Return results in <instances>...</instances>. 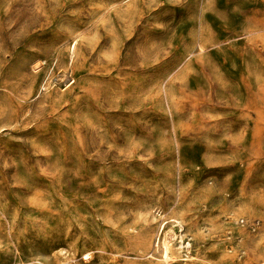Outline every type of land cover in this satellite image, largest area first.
<instances>
[{"label": "rangeland", "instance_id": "obj_1", "mask_svg": "<svg viewBox=\"0 0 264 264\" xmlns=\"http://www.w3.org/2000/svg\"><path fill=\"white\" fill-rule=\"evenodd\" d=\"M0 264H264V0H0Z\"/></svg>", "mask_w": 264, "mask_h": 264}, {"label": "bare ground", "instance_id": "obj_2", "mask_svg": "<svg viewBox=\"0 0 264 264\" xmlns=\"http://www.w3.org/2000/svg\"><path fill=\"white\" fill-rule=\"evenodd\" d=\"M156 215H159L160 216V214L159 213H156ZM166 220H162V226H160V229H159V233H161V231H162V228H163V226L167 223V222H165ZM157 241L159 242V236H158V239H157ZM158 244V243H157ZM167 251H168V246L166 245V247H165V257L167 258Z\"/></svg>", "mask_w": 264, "mask_h": 264}]
</instances>
